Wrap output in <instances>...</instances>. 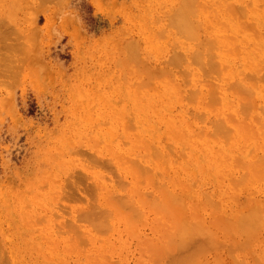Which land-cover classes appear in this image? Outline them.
I'll use <instances>...</instances> for the list:
<instances>
[{
    "label": "rangeland",
    "instance_id": "obj_1",
    "mask_svg": "<svg viewBox=\"0 0 264 264\" xmlns=\"http://www.w3.org/2000/svg\"><path fill=\"white\" fill-rule=\"evenodd\" d=\"M196 1L192 37L187 23L186 34L170 25L184 0H0L1 264H172L211 236L194 264H264V222L253 245L224 222L264 208V175L238 180L247 147L264 158V95L243 115L239 87L242 77L264 86V21L233 13L234 0ZM224 36L232 47L213 69L226 73L191 60ZM199 86L203 100L190 95ZM218 120L232 137L216 136ZM111 197L137 211L112 214L110 229L84 219L95 201L112 211Z\"/></svg>",
    "mask_w": 264,
    "mask_h": 264
},
{
    "label": "bare ground",
    "instance_id": "obj_2",
    "mask_svg": "<svg viewBox=\"0 0 264 264\" xmlns=\"http://www.w3.org/2000/svg\"><path fill=\"white\" fill-rule=\"evenodd\" d=\"M183 1V0H182ZM185 2H183L184 3V5L186 4V6L184 7V9H180L181 11H178L179 10V8L177 9V13H172V14H170V16L171 17H174L172 20L173 21H175V23H172L171 21H169L168 23L170 24V22H171V26H172V24H174V26L176 27V28H179V26L181 27V29H183L182 31H180L179 30V32H182V33H184V34H186L187 32L186 31H184V29L186 30H191V31H189L190 33H193V34H190L189 32V34H190V36H194V35H197L196 34V32H198L199 31V29H197V28H199V26H197V28L195 27L196 26V24L198 25L199 23H200V21H195L194 23H196V24H193V23H191V21H192V17L194 18V17H196L197 15H195V16H192L193 14H196V13H198V12H195V9L197 8L196 7V5H194L195 3H197V1L195 0H191V1H194V2H192L191 3V1H189L188 2V0H184ZM226 1H228V0H226ZM225 1V3L224 4H226L227 2ZM229 1H231V0H229ZM253 2H254V4H253V7H252V9L251 10H249V11H247V9H248V6H247V4H246V0H234V1H231V2H235V3H243V6H242V8H236V7H234L233 8V13L234 12H236V14L237 13H239L240 11H241V17L242 18H248V17H250V16H253L252 17V19H255V20H257V22H260V20L261 21H264V7H263V4H262V6H258V5H261L260 3L258 4V2H261L262 0H252ZM224 2V1H223ZM230 2V3H231ZM263 3H264V0L262 1ZM261 2V3H262ZM218 3V2H217ZM222 3V2H221ZM191 4V5H190ZM220 4V3H219ZM219 4H217V6L219 5ZM194 5V7H195V9L192 7ZM221 5V4H220ZM219 5V6H220ZM191 6V7H190ZM198 6V5H197ZM200 6V5H199ZM218 6V7H219ZM222 6V5H221ZM224 6V5H223ZM259 7H261L262 9H259ZM191 8H193L192 9V11L194 10V12H190V13H192V14H188L191 18H189V16H187V13H188V9H191ZM220 8V7H219ZM199 9H200V7H199ZM201 11H202V9H200ZM197 11H199L198 10V8H197ZM220 11V10H219ZM224 11V10H223ZM251 11H253V12H251ZM181 12V14L179 15V13ZM221 12V11H220ZM201 13V12H200ZM224 13V12H223ZM173 14H175L174 16H173ZM220 16H222V14L220 13L219 14ZM224 15V14H223ZM235 15V14H234ZM243 15V16H242ZM202 16V15H201ZM225 16V15H224ZM177 19H176V18ZM168 18H169V16H168ZM167 18V19H168ZM186 18H189V19H187L186 20ZM197 18H199L198 16H197ZM168 20H170V19H168ZM176 20H177V23H176ZM185 20H186V22H185ZM189 20V21H188ZM194 20H195V18H194ZM198 20H200V19H198ZM179 22V23H178ZM188 22H190L191 24H193L192 26H188L187 24H190V23H188ZM183 24L184 26H185V24H186V26L187 27H190L191 29H188L187 27L185 28L184 26H182L181 24ZM168 24V26H170ZM177 24H179V25H177ZM244 25V28H245V23H243V22H241V24L240 23H236L235 25L236 26H238V29H239V26H240V28L242 29L243 27V25ZM177 25V26H176ZM234 25V23L231 25V26H233ZM242 25V26H241ZM174 27V28H175ZM183 27V28H182ZM195 27V29H196V31H194L195 29H193ZM169 28V27H168ZM171 28V27H170ZM233 28H234V26H233ZM235 28H237V27H235ZM234 28V29H235ZM243 28V29H244ZM171 29H173V28H171ZM233 29V30H234ZM198 30V31H197ZM193 31V32H192ZM235 31H237V29H235ZM240 31H242V30H240ZM239 31V32H240ZM242 32H245V29H244V31H242ZM198 35H199V32H198ZM196 37H198V36H196ZM257 37H261V36H257ZM256 37V38H257ZM245 38H246V36H245ZM248 38V37H247ZM255 38V39H256ZM209 38H207L206 40L207 41H209V40H211L212 42L210 43V41L209 42H207V41H204L203 42V44L204 43H206V44H204L205 45V49H204V53H202V52H199V54H198V52H196L197 53V55H196V53H193V54H191V55H194L195 54V58H193L191 55V60H193V61H195L196 63L199 61V60H201V62L199 63L198 62V64H201V66L204 64V63H202V61H204L203 60V58L204 59H206V64H207V66H209V67H207L206 65H203L204 67L203 68H205V67H207V69L209 70V69H211V71H214V70H218L217 71V73L219 72L220 73V69H223V71H221V73L222 74H224V71H225V73L228 71V69L230 68V67H227V69H226V66H228V65H226V64H224V66H225V68H224V66H222V68L220 67V69L218 68V69H213V67L215 66V65H219V64H221V63H223V61H225V60H223V58L225 59V56H224V52L225 53H228V52H230V47H232L231 45V40L228 38V37H226V36H224V37H219V38H213L214 40H212V39H209ZM249 39V38H248ZM254 39V38H253ZM228 40H230V41H228ZM242 40H243V38H242ZM242 40H241V43H242ZM251 40V39H250ZM243 41H246V42H248L249 40H247V39H245V40H243ZM251 41H253V40H251ZM256 41H258V39H256L255 40V42ZM200 42V41H199ZM234 42V41H233ZM254 42V41H253ZM201 43H202V41H201ZM201 43H199V45H201ZM202 44V45H203ZM243 44V43H242ZM201 45V46H202ZM255 45H256V43H255ZM200 47V46H199ZM213 47V48H212ZM216 48H217V50H216ZM227 48H229V49H227ZM128 49V48H127ZM229 50V51H227V50ZM232 49V48H231ZM129 51H133V50H127V52H129ZM213 51H214V53H213ZM227 51V52H226ZM233 51V50H232ZM232 51H231V53H232ZM200 53H202L203 54V56H202V54L200 55ZM130 53H128V56H131V54L129 55ZM134 55H132V58L134 57V58H136V54H135V52L133 53ZM229 54V53H228ZM136 55V56H135ZM198 55H199V57H198ZM259 55L261 56L262 55V52H261V50H260V52H259ZM177 56V55H176ZM202 56V57H201ZM209 56V57H208ZM248 56H249V53H248ZM253 56H254V54H253ZM178 57V56H177ZM196 57H197V59H196ZM250 57V56H249ZM252 57V56H251ZM249 58V64H252L253 63V58L254 57H252V58ZM176 59V60H178L179 61V59H177L176 57H174V56H172V58H171V61H173L174 59ZM193 58V59H192ZM199 58H201V59H199ZM227 58V57H226ZM210 61H209V60ZM212 59V60H211ZM248 59V58H247ZM137 60V59H136ZM130 61H132L131 59H130ZM175 61V60H174ZM217 61H218V63H217ZM135 63H136V61H134ZM176 62V61H175ZM180 62V61H179ZM179 62H177V65H178V63ZM134 63V64H135ZM138 63V62H137ZM217 63V64H216ZM172 64H174L173 62H172ZM175 65V64H174ZM176 65V66H177ZM253 66H254V64H253ZM258 66V65H257ZM230 72L229 73H232V67H231V69L229 70ZM218 73V74H219ZM220 73V74H221ZM223 76V75H222ZM225 76V75H224ZM223 76V77H224ZM200 77H202V76H200ZM200 78H198V80H199ZM195 82H199V81H195ZM202 83V82H201ZM200 82L198 83V84H200L201 86H202V84H201ZM256 80L254 81V82H250L249 81V78H247V77H242L240 80H239V87L240 88H242V93L244 94V95H246L247 94V104L248 105H246L245 103H244V108H243V110H242V113H243V115L246 113H248L249 112V110H250V108H254V103H253V101L254 100H256L261 94H263L264 95V86H262V85H260L259 87H257L256 86ZM194 84V83H193ZM197 84H195L194 86H196ZM262 88L261 90H259V88ZM200 86L199 87H197V89H196V87L195 88H191V89H194V90H196V92H191L190 93V95H191V97H194L193 99H196V98H198V99H196V100H203L201 97H199V95H200ZM199 89V90H198ZM202 89V88H201ZM178 90V89H177ZM202 91V90H201ZM202 92H203V94H202ZM201 92V96L202 95H204V97L206 96V94H204V91H202ZM199 94V95H198ZM200 98V99H199ZM206 100H208V98L206 99ZM203 102V101H202ZM206 103V102H205ZM208 103V102H207ZM207 103H206V106H207ZM211 105V104H210ZM208 106H209V104H208ZM210 107V106H209ZM216 125H217V128L218 129H220V128H222L221 130H220V132H218L219 130H217V132H216V136L218 137H232L233 136V130H232V128H223V125H222V123L218 120L217 121V123H216ZM172 130V129H171ZM221 133V134H220ZM232 133V135L230 136V134ZM223 134H225V135H223ZM229 134V135H228ZM249 150H250V147H247V149H246V151H245V155H246V158L248 157V158H251L249 161H248V159L246 160V162H247V168H246V173L245 174H243L238 180L239 181H243V180H246V179H249V178H251L252 176H260V175H264V158H261L260 159V161L258 162V163H256L253 159H255L253 156L254 155H252V156H250V152H249ZM220 156L221 157H224V158H226L227 160H228V156L226 155V153L225 152H221V154H220ZM139 191V190H138ZM97 193L98 192H95V195H97ZM99 195V194H98ZM139 196L141 197H147L145 194H143V193H141V194H139ZM89 200H91V199H89ZM87 201V202H89L90 203V201ZM110 200H113L114 202H115V199L113 198V197H111V199ZM108 201V203L110 204V207L111 208H113V210L112 211H110L109 210V212L108 211H103L104 209H101V211L100 210H98L97 211V206L95 205L96 204V201H95V204L94 203H91V204H89L90 206H89V209H88V212H89V214H88V212H87V210H85L84 209V211L86 212V214H84V211L82 210L83 208H81V211L80 212H82L83 211V214H84V219L86 218V217H88L87 219H85V220H87L88 222H90L91 221V223H97V226L96 227H98V228H101V229H103V228H105V227H107L108 225H107V223H108V220H109V226L107 227V228H111V226L114 224V222L113 223H111L112 221H111V219H112V216L113 217H117V218H120L119 217V215L122 217L123 215H122V212H120V211H122L123 209L122 208H124V207H129L130 206V208L132 209V210H135V211H137L136 209H134V206L135 205H133V204H130V203H127V204H123V202H121V201H118L119 200V198H118V200H117V202H118V204H117V202H115V203H112L111 201ZM121 200V199H120ZM93 201V200H92ZM94 202V201H93ZM111 204H113V205H111ZM123 204V205H122ZM95 205V206H94ZM117 205V206H116ZM127 205V206H126ZM216 205V207L215 208H217V209H219L218 208V204H215ZM88 206V205H87ZM95 207V208H93V207ZM158 206H159V208L160 207H162V208H166V206H167V203L166 202H164V201H161V202H159V204H158ZM109 207V206H108ZM137 206H135V208H136ZM93 208V209H92ZM125 209V208H124ZM95 211V213L96 214H94V212L93 211ZM114 210H116V211H114ZM114 211V212H113ZM91 212H93L92 214L93 215H90V213ZM108 212V213H107ZM112 212V213H111ZM116 212H120L119 214L118 213H116ZM264 208L262 207V206H258V207H255L254 209H250L248 212H246V211H242V212H240V213H238V214H236L235 216H233L232 218H229V220H227V221H224L225 222V227L226 228H228V230L227 231H231L232 233H234V235H232V236H234V237H239V235L240 236H242L241 234H243V236L244 235H246L245 237H246V239H245V237L243 238V242L242 243H244L245 241H250V244L253 242L252 240H256L255 238L256 237H258L257 235H256V233H257V231L258 230H260L261 228L260 227H263V222H264ZM107 213V214H106ZM115 213V214H114ZM135 213V212H134ZM82 214V215H83ZM113 214V215H112ZM135 214H138V213H135ZM101 215V216H100ZM108 215H110V216H108ZM112 215V216H111ZM139 215H141V214H139ZM143 215V214H142ZM142 215H141V217H142ZM124 216H125V214H124ZM123 216V217H124ZM138 216V215H137ZM100 217H102V218H100ZM103 217H105V218H103ZM108 217L109 218H111V219H108ZM126 217V216H125ZM138 218H140V217H138ZM101 219H104V221L103 220H101ZM182 220V217H179L178 218V221H181ZM97 221V222H96ZM100 221H102V222H104V223H101ZM107 222V223H106ZM231 223V224H230ZM111 224V225H110ZM228 224L230 225L229 227H228ZM99 225V226H98ZM236 227H235V226ZM105 226V227H104ZM183 226L184 225H180L179 226V228H183ZM113 227H114V225H113ZM218 227H220V228H224V230H225V227H223L222 225H221V223H219V225H218ZM231 227V228H230ZM86 228V227H85ZM177 229V237H178V240H181L182 241V243L183 244H185V236H186V231H190V230H193L194 229V227L193 226H189V228L190 229H187L186 231L185 230H182V229ZM233 228H235V230L233 231L232 229ZM237 228H239V229H237ZM100 229V230H101ZM109 229H107L108 231H111V230H109ZM230 229V230H229ZM225 230V231H226ZM112 231L114 232V228L112 229ZM259 232V231H258ZM179 233V234H178ZM232 233H230V234H232ZM245 233V234H244ZM255 235V236H254ZM233 238V237H232ZM245 239V240H244ZM215 240V238H214V236H211V239H210V242H213ZM209 242V243H210ZM197 243H199V244H197ZM197 243H195V246H196V244H197V247H195L194 245L192 246V247H194L193 249H192V247H191V249L192 250H195L194 252H192V250L189 248V247H185V248H189L190 250H191V252L192 253H190L189 252V255L188 254H185V256L187 255V257H185V258H180L181 257V255H179L178 257H177V259L178 260H174V259H172V260H174V262H172V264H194V263H196V262H199L201 259L203 260L205 257H203L204 255H206L209 251H210V248H209V243L208 242H205V244H207L208 245V249H207V251H206V248L204 247V243L202 242H197ZM237 243L238 242H236V243H234V248L235 249H237L238 248V246L239 245H241L242 243H238L239 245L237 246ZM254 243H255V241H254ZM254 243H252V245L254 244ZM211 244V243H210ZM172 246L171 247H174V246H176V244H171ZM160 246L161 247H164V246H166L165 244H161L160 243ZM184 246V245H183ZM182 246V247H183ZM242 246H244V244H242L241 246H240V248H241V256H246V253H249V252H251V248L252 247H247V246H250L249 245V243H248V245L246 244V246H244V247H242ZM167 247V246H166ZM249 248V252H247L248 251V249L247 248ZM184 248V247H183ZM189 249H186V250H189ZM234 249V251L235 252H237L238 251V249H237V251ZM243 249L246 251V253H245V251H243ZM251 249V250H250ZM189 250V251H190ZM158 251H160V249H158ZM157 251V252H158ZM156 252V253H157ZM156 253L154 254L155 256H156ZM159 253H161V251L159 252ZM159 253H158V255L156 256L157 257V259H160V260H163V259H165L164 257V255H159ZM244 253V254H243ZM182 257H184V256H182ZM238 257H239V255H238ZM256 257V256H255ZM162 258V259H161ZM261 258V257H260ZM263 258H264V256H263ZM263 258L261 259V260H263ZM256 259H258V257H256ZM235 261H237L236 260V258H235ZM238 263H239V261H238ZM1 264V263H0Z\"/></svg>",
    "mask_w": 264,
    "mask_h": 264
}]
</instances>
